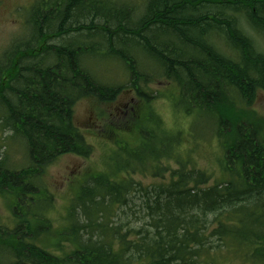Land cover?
<instances>
[{"label": "trees", "instance_id": "1", "mask_svg": "<svg viewBox=\"0 0 264 264\" xmlns=\"http://www.w3.org/2000/svg\"><path fill=\"white\" fill-rule=\"evenodd\" d=\"M142 1L138 16L133 6L119 8L104 0H38L26 18L29 34L2 53L0 126L23 144L28 164L11 171L0 161V195L10 200L15 218L12 229H0V264H215L210 254L220 252L216 244L222 238L224 248L242 261L264 264V117L250 110L255 92L264 91V55L239 32L226 34L239 40L233 42L239 60L221 55L212 41L217 34L207 38L201 28L211 22L205 0ZM172 34L173 43L161 39ZM55 39L59 43H52ZM133 48L157 68L145 69ZM92 56L119 61L127 85L97 83L87 67ZM153 76L174 85V103L186 116L194 121L209 117L225 182L208 186L209 174L185 168L178 158L181 132L165 133L151 110L161 97L148 85ZM123 88L140 104L127 111L125 121L132 126L119 121L121 127L110 134L120 146L122 139L114 134L127 131L143 138V149L150 147L151 138L141 130L142 111L154 121V147L144 155L124 156L118 146L119 154L110 159L111 172L92 175L91 184L78 188L67 208L71 221L53 226V196L38 188L36 180L58 157L92 155L72 123L74 105L82 99L110 104ZM163 158L168 160L164 168ZM174 158L178 167L171 170ZM133 162L138 163L133 171L151 164L153 177L165 179L168 172L170 177L151 190L142 188L149 229L127 226L123 231L109 222L105 211L120 210L129 202L135 182L120 176ZM38 204L43 209L36 212ZM210 215L213 221L206 226ZM213 237L217 241L209 243Z\"/></svg>", "mask_w": 264, "mask_h": 264}, {"label": "rangeland", "instance_id": "2", "mask_svg": "<svg viewBox=\"0 0 264 264\" xmlns=\"http://www.w3.org/2000/svg\"><path fill=\"white\" fill-rule=\"evenodd\" d=\"M43 2H53L55 0H39ZM98 0H89L94 2ZM107 4L115 2L121 5L137 8L138 16L142 15L144 2L142 0H104ZM204 1V0H202ZM38 2V0H0V58L4 50L10 46L14 40L22 39L28 33V27L26 24V18L30 17L31 7ZM205 2L212 3L208 10V20L211 21L205 26H202L204 34L207 38L210 34H238L235 26L227 20V16H218L216 19H212V16L216 12L225 13V8L231 7L234 9H244L247 6H262L264 0H205ZM191 4V3H189ZM193 6V4H192ZM41 8V7H40ZM259 10H264L259 7ZM144 13V12H143ZM226 14L235 15V12H227ZM137 16V17H138ZM213 20V21H212ZM219 21L224 23L225 26H220ZM236 27L249 37L255 47L257 53L264 55V13L255 17H251V23H248V19L241 15L240 18L235 19ZM206 28V30H205ZM220 28V29H219ZM198 35V34H194ZM212 41L215 43V47L219 52L232 58L236 62L237 54H235L230 48H234V43L238 44L239 40L232 39L226 36L225 42L218 35L213 36ZM176 35L172 34L169 37H162L172 43L175 41ZM234 42V43H233ZM52 43H59L58 40H52ZM229 44V46L227 45ZM88 46L91 48L92 43ZM139 48L130 49L135 55H137L142 62L143 67L156 69L152 60L144 59L140 55H144L142 51L139 52ZM238 50V49H237ZM86 62V61H85ZM87 67L94 80L100 83L102 86L112 85L126 86L127 76L124 66L117 60L106 59L100 56H92L87 62ZM152 82L148 83L150 89L158 91L161 94L160 98H157L151 104V109L154 112L155 119L158 117L161 122V126L167 133H179L181 132L182 141L177 150V156L183 162L186 163L185 168H195L199 171L210 174L211 181L209 185L220 183L227 180L226 176L222 173L221 158L222 152L219 143L213 133V128L208 126V118L204 114L198 121H194L193 117L186 116L182 109H178L176 103L174 105V99L177 95L174 85L165 82L159 77L153 76ZM112 84V85H110ZM106 87V86H105ZM11 96V95H10ZM131 92L127 91V88L122 89V93L116 98V100L110 104H100L94 99H82L78 101L73 107L72 123L77 127L84 135L86 143L92 149V155L83 159L74 155H63L58 157L50 166L45 169V172L36 180L35 184L38 188L44 189L47 193L53 196L52 210L49 212V216L52 220L53 226H64L65 223L71 221V217L68 215L67 208L72 204V199L77 194L78 188L82 185L91 184L90 178L92 175L100 172H111L112 168L110 159L119 154L120 144L115 143V138L112 137L110 132L117 127H121L118 123L121 121L123 113L130 106H137L139 101H135ZM243 108V106H238ZM251 110L260 116L264 117V91L257 90L254 94ZM1 114V111H0ZM125 116H128L125 115ZM142 121V131L146 136L151 139L147 141L150 146L144 148L143 138L134 134H130L127 131H120L114 134L116 137H121L123 149V155H128L133 152L140 155H144L148 149L153 148L155 145V136L158 133L154 127V121L150 120L147 113H140ZM139 116V117H140ZM124 126L127 125V121H123ZM132 123H128L129 126ZM123 126V127H124ZM196 128V129H194ZM11 134L7 130H2L0 126V161L4 162L7 169L11 171H18L28 164L26 151L23 144L17 140L9 138ZM160 135V134H159ZM108 136L111 140H108ZM126 159L125 157H123ZM121 157V160L123 159ZM168 160L162 159L163 168L167 166ZM137 162H133L126 167V170L122 171L120 176L121 180H132L135 182V189L127 195L129 202L126 207H121L120 210L114 209L105 211L110 223H114L115 227L121 225L122 230L125 231L127 226L135 228L143 227L149 229L148 218L146 217L145 210L143 209L144 201L146 200V193L143 189L151 190L152 187H156L157 184L167 183L169 181L170 172L165 174L164 177H153V170L151 164L144 165L142 171L135 170ZM171 170H175L178 166L175 164V158L169 161ZM143 188V189H142ZM10 200L3 198L0 195V229H12L15 225V218L12 215V205L9 204ZM246 204L248 202H245ZM42 205H36V212L42 210ZM248 209L252 210L253 207L249 206ZM21 210V208H20ZM19 210V213H20ZM112 211V213H111ZM249 211V210H248ZM113 213L118 215L113 217ZM198 214V212H194ZM213 221V216L210 215L206 219V226H209ZM214 225L209 227V230ZM208 232H205L207 234ZM224 238L219 245L220 252L215 253L213 250L210 257L215 258V264H250L248 261H242L239 259V255H234L233 251H227L224 248ZM216 237L210 238L209 243H215ZM64 247H68V244H63ZM215 245V246H216Z\"/></svg>", "mask_w": 264, "mask_h": 264}, {"label": "flooded vegetation", "instance_id": "3", "mask_svg": "<svg viewBox=\"0 0 264 264\" xmlns=\"http://www.w3.org/2000/svg\"><path fill=\"white\" fill-rule=\"evenodd\" d=\"M260 8H263L264 5L262 6H259ZM259 7L258 6H247V8H244V9H239L236 13H235V18L234 19H237V18H240L241 15L245 16L248 20H249V17H255V16H258L260 14H263L264 13V10H259ZM246 11H249L251 13V15H247L246 14Z\"/></svg>", "mask_w": 264, "mask_h": 264}]
</instances>
